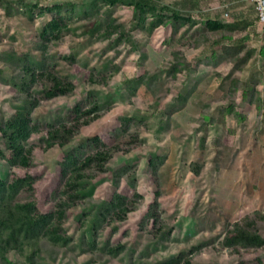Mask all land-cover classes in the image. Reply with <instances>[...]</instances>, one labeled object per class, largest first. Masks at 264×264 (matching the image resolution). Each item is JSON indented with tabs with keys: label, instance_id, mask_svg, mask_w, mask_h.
I'll list each match as a JSON object with an SVG mask.
<instances>
[{
	"label": "trees",
	"instance_id": "obj_1",
	"mask_svg": "<svg viewBox=\"0 0 264 264\" xmlns=\"http://www.w3.org/2000/svg\"><path fill=\"white\" fill-rule=\"evenodd\" d=\"M101 1L109 6L102 12ZM118 5L132 8L128 25H115L111 13ZM88 6L78 10L79 5L70 4L66 10L68 13L63 14L62 5L39 7L33 3L21 11L11 1L0 0L1 20L6 18L15 22L16 16L25 15L33 21L35 9H38L39 16L52 15L39 32L34 52L13 43L17 40L15 32L8 33L12 42L0 51V60L9 71V75L0 71V166L10 170L7 177L0 176V264H108L111 260L121 264H191L205 243L200 242L175 255L170 253V243L175 242L173 225L162 206L160 189L161 170L167 158L158 149L146 145L141 137L142 126L148 127L151 118H155L161 128L171 131L172 114L160 109L166 96L162 92L170 91L176 84L190 82V92L182 94V105L186 104L206 80L212 69L209 65L217 64V57L232 64L228 75L216 73L220 80L218 88L228 87L231 96H235L236 90H242L243 98L250 95L248 102L257 103L259 112L264 115V94L258 89L256 74L249 80L240 78L249 61L257 55L264 58V46L256 49L250 47L243 37H235L244 30L255 28V23L262 26L256 6L253 7L256 12L254 20L242 14L233 21L223 10L215 13V18H207L201 0L171 3L163 0H94ZM100 14L108 18V24L102 29ZM76 16L85 25L80 32L71 27ZM160 27H170L173 36L180 35V46L197 49L212 41V46L218 49L203 67L202 62L194 65L182 49L176 48L172 51V59L158 72L132 77L125 75L115 91L111 82L121 72L120 48L130 44L132 52L145 58V43L135 38L134 32L140 30L148 41ZM74 36L89 38L95 43L105 40H111V43L96 54L99 63L92 67L81 64L76 53L61 57L51 53V47ZM262 70L264 72V65ZM180 76L186 80L180 81ZM82 84L86 86V101L69 108L67 97ZM141 87L153 93V102L136 108L132 115L121 117L120 125L111 133L114 138L111 144L97 135L65 151L59 162V183L46 200L48 210L41 211L36 199L38 178L30 173L35 145L43 151L55 146L63 149L83 127L102 118L115 106V92H124L129 103H133ZM44 104L52 121L35 122L32 114ZM227 110L242 116L231 107ZM216 123V113L200 120L198 142L201 157L190 163V170L196 176H200L204 168L208 126ZM33 138L37 142L31 141ZM215 142L222 143L219 138ZM132 151L136 160L130 161L126 156ZM143 158L148 159L147 171L157 190L138 224V244L114 243L109 239L102 245L100 236L111 227L113 233H117L114 226L126 222L129 215L145 202L138 191V168ZM20 170L24 175L17 173ZM123 181L133 189L131 196L119 192ZM104 182L116 188L109 200L95 198L97 188ZM69 220L77 224L75 234H69L66 229ZM263 221V212L256 210L239 221L228 223L220 244L240 258L243 250L264 248V234L259 230ZM256 264L264 262L258 259Z\"/></svg>",
	"mask_w": 264,
	"mask_h": 264
},
{
	"label": "rangeland",
	"instance_id": "obj_2",
	"mask_svg": "<svg viewBox=\"0 0 264 264\" xmlns=\"http://www.w3.org/2000/svg\"><path fill=\"white\" fill-rule=\"evenodd\" d=\"M14 6L25 11L27 4L36 3L39 7L63 6V14L70 4L79 5L78 10L89 7L94 0H9ZM166 3L178 0H163ZM101 12L109 7L102 1L99 3ZM238 5V7H233ZM201 7L205 10L207 18H215L218 11L229 13L230 20L244 14L252 20L256 17L254 4L251 0H201ZM35 19L30 21L25 15L15 17V22H9L6 18L1 20L0 12V51L6 48L12 41L8 33H17V40L13 43L21 45L24 49L35 51V43L39 32L48 23L52 15L39 16L35 9ZM111 16L115 19L116 26L128 25L132 18V8L118 5L112 9ZM100 28L108 24V18L100 14ZM257 26L250 30L235 35L243 37L250 47L256 49L264 46V25L255 23ZM11 26L9 29L6 26ZM90 25V24H88ZM85 25L78 21L71 23L72 28L81 31ZM199 33V30H198ZM135 38L145 43L146 57L140 53L132 52L130 44H124L120 48L118 59L121 63V72L111 82L112 88L117 90L121 86L122 78L126 76H142L158 72L164 64L172 59V51L182 49L188 60L194 65L205 62L214 57L213 42L202 45L197 49L190 46H180V35L173 36L170 27H160L154 31L151 38L146 41L140 30L134 32ZM89 38L80 36L66 37L58 45L51 47L53 55L68 56L76 53L81 64L88 67L96 66L99 59L96 54L108 48L111 40L99 43L89 41ZM229 41V40H228ZM227 41V42H228ZM229 43V42H228ZM104 51V50H103ZM78 62L77 64L79 65ZM216 65L212 68L206 80L201 82L198 90L192 93L186 104L182 105V94H188L192 84L185 82L184 85L176 84L170 91L164 90L165 98L160 103V109L172 114L173 124L171 131L161 128L154 118L148 127H144L141 137L146 145L158 149L161 155L166 156L167 163L161 170V203L170 216L173 225V241L169 246L172 254H178L188 250L193 245L204 242L201 251L196 254L191 264H256L258 259L264 262V248L256 250H243L242 257L233 255L220 244L225 234L228 223L241 220L246 215L259 210L264 214V115L259 112L257 103L251 104L250 95L243 98L242 90L234 92L235 96L228 94V87L218 88L219 82L216 73L228 75L232 64L219 57ZM201 64V65H202ZM264 58L257 55L249 61L240 78L249 80L256 74V82L259 90L264 94V72L262 70ZM79 68V67H77ZM4 70L9 75L8 68L0 60V71ZM216 80H214V78ZM180 81L186 78L180 76ZM258 79V80H257ZM207 81L210 83L207 84ZM200 89H205L201 91ZM115 90V91H116ZM122 90V89H121ZM1 95V92H0ZM229 95L230 97H227ZM86 86L78 88L67 97V106L74 107L87 99ZM115 106L102 118L91 125L83 127L78 136L72 138L63 149L55 146L47 151L35 145L33 151V167L30 173L38 178L36 182V199H38L41 211L48 210L46 200L56 189L59 183V162L65 151H70L80 145L86 139L100 136L110 144L114 141L111 133L120 125V118L132 115L136 108L143 104L153 102V93L146 87H141L133 103H129L124 92H115ZM202 99V102H200ZM232 108L239 112L231 113L227 109ZM216 113L217 123L208 126L209 134L203 155L204 168L200 176L194 175L190 170V163L201 157L199 149L198 127L203 116ZM220 116V117H219ZM35 122L52 121L51 113L44 104L38 107L32 114ZM219 117V118H218ZM45 137V135H44ZM222 143H216V139ZM31 141L37 142L36 138ZM8 155H11L8 152ZM220 155V156H219ZM130 161L136 160V154L132 151L126 156ZM217 160V163H216ZM220 163V167H219ZM148 159L140 160L138 168V191L144 196V204L134 213H131L126 222L108 228L101 236L102 245L111 239L112 242H124L129 245L138 244V224L145 214L148 205L155 198L157 185L147 171ZM10 170L0 166V176L5 178ZM24 175V171H17ZM116 188L109 182L102 183L95 192V198L109 200ZM119 192L131 196L133 189L122 182ZM168 220V217L166 218ZM69 234H75L77 224L73 220L66 223ZM259 230L264 234V221L260 223ZM80 235V233L78 234ZM80 237V236H79ZM108 264H121L117 260H111Z\"/></svg>",
	"mask_w": 264,
	"mask_h": 264
},
{
	"label": "built area",
	"instance_id": "obj_3",
	"mask_svg": "<svg viewBox=\"0 0 264 264\" xmlns=\"http://www.w3.org/2000/svg\"><path fill=\"white\" fill-rule=\"evenodd\" d=\"M256 6V10L259 16L260 23L264 25V0H251ZM228 12L226 15L228 16Z\"/></svg>",
	"mask_w": 264,
	"mask_h": 264
}]
</instances>
